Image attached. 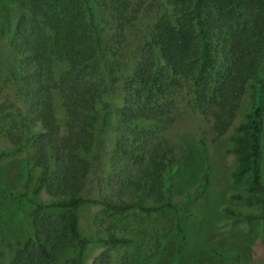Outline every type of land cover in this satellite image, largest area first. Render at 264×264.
Returning a JSON list of instances; mask_svg holds the SVG:
<instances>
[{
    "label": "trees",
    "instance_id": "16d2710c",
    "mask_svg": "<svg viewBox=\"0 0 264 264\" xmlns=\"http://www.w3.org/2000/svg\"><path fill=\"white\" fill-rule=\"evenodd\" d=\"M146 1L11 0L12 17L0 0V37L12 57L0 86V136L7 141L0 158L23 152L25 176L37 169L29 192L0 187V198L9 199L30 228L24 240L8 245L2 264H60L66 248L73 249L75 264H84L89 245L131 242L103 226L109 217L184 209L185 202L169 200L183 146L155 129H165L183 101L212 116V131L221 135L244 95L242 118L228 136L230 178L241 185L230 197L250 210H223L232 222H261L264 244V0H151L154 7ZM144 4L153 12L147 10L150 22L136 31ZM114 92L120 101L113 106L103 96ZM207 182L205 167L197 194ZM41 189L53 199L35 200ZM82 204L98 207L92 222L102 232L78 231ZM173 231L166 259L156 264L183 249L177 220ZM139 262L131 255L116 264ZM108 263L101 253L90 264Z\"/></svg>",
    "mask_w": 264,
    "mask_h": 264
},
{
    "label": "rangeland",
    "instance_id": "374dc122",
    "mask_svg": "<svg viewBox=\"0 0 264 264\" xmlns=\"http://www.w3.org/2000/svg\"><path fill=\"white\" fill-rule=\"evenodd\" d=\"M5 1L8 2L10 14L14 17V5L11 0ZM135 1L130 0V3L133 4ZM146 3L153 6L151 0ZM145 4L135 22L136 31H142L145 24L150 22L147 18L148 11L151 13L153 10ZM11 59L5 36L2 35L0 37L1 87ZM261 70L264 71V61ZM103 99L114 106L119 103L120 96L118 92H114V94H105ZM183 103L179 101L175 104L177 111L182 109L177 117L165 129L158 127L155 132L183 146L182 157L178 159L173 176L169 200L172 204L185 202L186 207L177 210L164 207L155 214L131 210L124 215L109 217L103 226L125 233L131 238V242L111 249L95 244L89 245L84 264H90L93 258L101 253L108 256V264H116L122 257L131 255L140 260L139 264L161 262L162 259H166L164 253L168 241L171 243L174 240L173 224L176 220L185 232V244L179 254L168 258L167 264H264L261 222L257 220L249 223L232 222V217L223 210L225 207L240 211L250 210V207L230 197L235 192H241V185L232 182L230 178L234 158L229 151L231 142L228 136L233 133L242 118L240 110L247 104L245 95L242 96L231 124L218 136L212 131V116L193 112ZM54 107L56 109L59 107L56 102ZM6 145L7 141L0 136V149L5 148ZM260 148L259 171L260 179L264 182V116ZM23 159V152L0 158L1 188L8 192L22 190L29 192L32 189L37 169L32 168L29 176H25L22 172ZM205 167L208 169V182L205 189L197 194L200 176ZM34 199L46 202L53 198L41 189ZM24 209L30 211L31 206L25 205ZM97 211L98 207L95 205L79 206L77 228L82 235L94 236L103 231L104 227L97 230L92 222ZM29 229L27 220L15 209L13 203L9 199L0 198V264L6 261L11 251L8 245L12 247L15 242L24 240L29 235ZM74 255L73 249L66 248L60 264H75ZM146 256L150 259H146Z\"/></svg>",
    "mask_w": 264,
    "mask_h": 264
}]
</instances>
